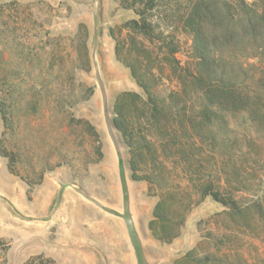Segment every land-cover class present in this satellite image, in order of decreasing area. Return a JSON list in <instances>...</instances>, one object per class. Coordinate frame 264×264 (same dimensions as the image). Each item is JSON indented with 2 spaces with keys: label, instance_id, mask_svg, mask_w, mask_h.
<instances>
[{
  "label": "rangeland",
  "instance_id": "rangeland-1",
  "mask_svg": "<svg viewBox=\"0 0 264 264\" xmlns=\"http://www.w3.org/2000/svg\"><path fill=\"white\" fill-rule=\"evenodd\" d=\"M145 1L0 0V264H137L104 209L123 211L119 154L151 263L264 264V27L238 0L200 3L241 95L219 107L193 82L201 0H154L149 34L130 24Z\"/></svg>",
  "mask_w": 264,
  "mask_h": 264
},
{
  "label": "trees",
  "instance_id": "trees-1",
  "mask_svg": "<svg viewBox=\"0 0 264 264\" xmlns=\"http://www.w3.org/2000/svg\"><path fill=\"white\" fill-rule=\"evenodd\" d=\"M154 0H146L145 5L146 7L144 9L138 10V20H132L130 24H132L133 28L136 30L141 31L142 33L149 34L152 32V26L150 22L147 19L146 12L148 10H152L154 8ZM210 4V1L207 0H201L199 3L195 4L193 7V10L189 16V26L191 27L192 31L196 35V42L201 48V56H200V62L199 65L201 68H203L202 71H198L197 75H193V82L196 84H203V89L205 90L208 97H210V104H217L219 107L221 106L222 102L215 101V97L219 96L220 98H224L226 96H237L240 98L241 95L236 93V88L233 83L229 79H225L215 68L216 64L221 61L222 58L216 59L215 55L211 56L208 51V46L206 44V39L203 37V34L201 33L202 27L201 23L203 22L204 14L202 13V8L200 6V3ZM238 12L239 15L242 14L247 19V25L249 30L252 33H255L258 28L264 27V5L262 6H251L250 4L246 3L245 0H238ZM206 11H208V7L205 8ZM207 14V13H206ZM176 51L173 50V54ZM218 61V62H217ZM214 67V68H213ZM135 74V73H134ZM138 82L142 84L143 87H146V85L141 83L142 81L138 77ZM236 93V94H235ZM217 98V97H216ZM152 102L156 105V101L154 100V97L152 98ZM123 106V100L119 102V110H121ZM205 111H208V108L205 107ZM115 127L123 132V125L119 120H115ZM6 157H9L7 154H5ZM11 160V159H10ZM10 170L13 173V168L10 165ZM205 196H211L216 201L222 203L225 206H230L233 208V206L236 205V201L234 198L230 195L227 196L223 194L222 192L218 190H214L212 188V185H208L205 187L204 190ZM163 208V202H160V204L157 206V210L160 213ZM159 218V217H157Z\"/></svg>",
  "mask_w": 264,
  "mask_h": 264
},
{
  "label": "water",
  "instance_id": "water-1",
  "mask_svg": "<svg viewBox=\"0 0 264 264\" xmlns=\"http://www.w3.org/2000/svg\"><path fill=\"white\" fill-rule=\"evenodd\" d=\"M119 172H120V180H121L122 193H123V211H119L117 209L108 208V207H105L104 209L108 213L121 218L125 222L129 239L131 241V244L135 252L137 264H153L149 261L146 255L143 241L141 239V236L139 234V231L137 229L133 217L127 170L120 154H119Z\"/></svg>",
  "mask_w": 264,
  "mask_h": 264
},
{
  "label": "bare ground",
  "instance_id": "bare-ground-1",
  "mask_svg": "<svg viewBox=\"0 0 264 264\" xmlns=\"http://www.w3.org/2000/svg\"><path fill=\"white\" fill-rule=\"evenodd\" d=\"M114 199V198H113Z\"/></svg>",
  "mask_w": 264,
  "mask_h": 264
}]
</instances>
